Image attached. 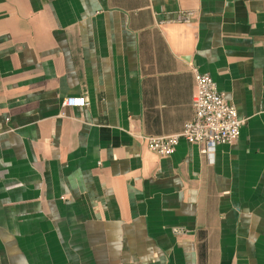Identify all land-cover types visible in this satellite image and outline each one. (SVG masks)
I'll list each match as a JSON object with an SVG mask.
<instances>
[{
    "label": "crops",
    "instance_id": "1",
    "mask_svg": "<svg viewBox=\"0 0 264 264\" xmlns=\"http://www.w3.org/2000/svg\"><path fill=\"white\" fill-rule=\"evenodd\" d=\"M191 67L244 122L212 161L141 139ZM0 264H264V0H0Z\"/></svg>",
    "mask_w": 264,
    "mask_h": 264
},
{
    "label": "built area",
    "instance_id": "2",
    "mask_svg": "<svg viewBox=\"0 0 264 264\" xmlns=\"http://www.w3.org/2000/svg\"><path fill=\"white\" fill-rule=\"evenodd\" d=\"M193 11L179 10L173 23L190 24ZM194 82V95L191 102L192 117L186 121L180 132L165 136H142L145 147L162 157L171 156L181 140L195 143L199 153L209 161L218 145L235 143L240 136L243 121L238 118L234 105L227 102L223 93L219 92L213 79L206 73H200L191 67ZM88 105L83 97H68L63 106L83 108ZM175 235L184 233L182 228H172Z\"/></svg>",
    "mask_w": 264,
    "mask_h": 264
}]
</instances>
